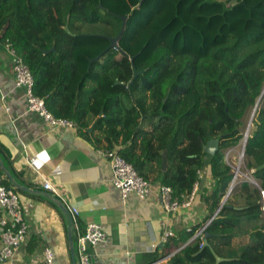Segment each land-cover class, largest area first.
<instances>
[{"label": "trees", "instance_id": "obj_1", "mask_svg": "<svg viewBox=\"0 0 264 264\" xmlns=\"http://www.w3.org/2000/svg\"><path fill=\"white\" fill-rule=\"evenodd\" d=\"M149 1L134 11L141 0H0V33L25 60L48 110L73 121L96 149L116 150L179 199L208 167L212 190L201 196L208 217L170 238L154 262L212 219L204 231L210 246L197 238L167 264H216L214 254L226 259L220 264H264V169L253 173L261 190L244 182L221 207L233 178L225 153L244 140L253 113L246 167L264 164V0H154L155 10L142 12ZM122 17L120 51L109 39ZM133 18L139 23L130 27ZM134 68L142 72L135 79ZM213 139L220 148L210 156ZM0 154L13 172L1 147ZM3 184L19 191L6 178Z\"/></svg>", "mask_w": 264, "mask_h": 264}, {"label": "crops", "instance_id": "obj_2", "mask_svg": "<svg viewBox=\"0 0 264 264\" xmlns=\"http://www.w3.org/2000/svg\"><path fill=\"white\" fill-rule=\"evenodd\" d=\"M0 147L8 155L17 183L35 191L17 192L29 237L13 260L0 257V264H41L46 248L54 251L55 264H76L70 248L68 217L43 192L56 197L67 209L70 205L79 208L81 232L92 222L103 225L108 239L90 249L94 264H167L173 255L192 244L194 237L154 262L157 253L165 250L163 234L171 231L178 240L181 233L208 217L201 197L212 190L208 167L202 172L199 191L189 209L165 211L161 185L154 182L148 198L131 194L123 202L112 183L110 162L100 150L83 138L77 128L52 129L38 114L29 111L27 95L24 89L16 87L10 55L2 46ZM45 181L53 190L44 189ZM74 248L76 251V234ZM1 249L0 240V252Z\"/></svg>", "mask_w": 264, "mask_h": 264}, {"label": "built area", "instance_id": "obj_3", "mask_svg": "<svg viewBox=\"0 0 264 264\" xmlns=\"http://www.w3.org/2000/svg\"><path fill=\"white\" fill-rule=\"evenodd\" d=\"M0 46L4 47L10 55L15 75V85L17 88L24 89L27 95L29 111L38 114L49 126H51L52 129L59 127L76 128V124L73 121L56 118L48 110L45 100L35 94V78L31 70L25 63L23 57L18 53L14 44L10 40L2 41L1 33ZM233 150L234 149L227 150L225 157L226 162L233 170V178L229 186L231 189H234L240 183L239 181H241L240 179L243 176L247 179L250 178L241 171L239 165H234L230 162L229 154ZM100 153H102L110 162L113 171L112 183L114 187L120 191L123 202H125L131 194H136L140 199H146L149 197L153 186L152 181L141 177L135 170L134 166L128 163L116 150H100ZM243 153H245L244 149ZM2 173L3 172L0 171V240L2 243L0 257L9 261L13 260L21 247L27 243L29 227L23 216L22 205L18 194L3 184V180L6 177ZM202 179L203 174L199 171L198 180L195 183L192 192L189 195L182 196L180 199L174 197L171 187L161 186V198L165 211L168 213H177L182 209L191 208L196 199ZM242 182L243 181H241V183ZM248 182L254 183L255 181L249 179ZM44 189L53 190L49 181H45ZM77 198L79 199V196H77ZM68 211L72 218L73 233L77 235L76 264H94L90 249L107 241L108 234L103 225L94 222L89 223L84 232H81L78 223V219L81 216L79 208L75 205H70ZM211 221L212 219L195 233L193 236L194 241L197 238H204V231ZM190 231L191 228L188 229V232ZM173 236V232H165L162 236V243L166 244ZM203 246L204 243H201L200 247ZM152 247H156V245L153 244ZM41 264H55V254L51 248H46L44 250Z\"/></svg>", "mask_w": 264, "mask_h": 264}, {"label": "water", "instance_id": "obj_4", "mask_svg": "<svg viewBox=\"0 0 264 264\" xmlns=\"http://www.w3.org/2000/svg\"><path fill=\"white\" fill-rule=\"evenodd\" d=\"M144 1L145 0H141L140 4L134 8V11L140 9V7L142 6ZM122 21L123 22H122V26H121L119 34L115 38L109 39L110 40L109 48L117 49V50H120V51H121V48H120L119 44H120V41H121L125 31H126L128 17H122ZM66 30L69 31L68 27H66ZM51 50L52 51H56L55 45L53 46V48ZM134 58L135 57H131V61L132 62H134ZM91 63H92V61H90V64ZM140 73H142V72H138L134 68L133 78L135 79ZM132 82H133V80L131 81V84H132ZM257 107H258V104L256 105L255 110L257 109ZM253 118H254V113H253V115H252V117H251V119L249 121L247 130H246V133H245V137H244V140H245L244 141V151H245V148H246V145H247V140H248L249 132H250L251 125H252V122H253ZM95 124H96V122L88 129L89 132L93 131V128H94ZM219 148H220V140L213 139V140L209 141L208 144L206 145L205 152L208 155H210V156H214L216 154V152L219 150ZM167 166H168V158H167L166 153H164V155H163V170H166ZM0 168H1V171L3 172V174L5 175L6 179L8 181H10V183L13 185V187L15 189L26 191V192H35V191H31L30 189H28V188H26L24 186H21L20 184L17 183V181L15 180L13 175L11 174V171L9 170V168H7L6 165L4 164V162H3L2 158H1V154H0ZM263 169H264V164L259 166V167H257V169H255L253 171V173H256V172L261 171ZM254 184L256 185V187H258L261 190V187H260V185L258 183L254 182ZM232 191H233V189H231L229 187V190H228L225 198L223 199V201L221 203V207L225 204V202L231 196ZM262 193L264 194V191H262ZM43 195H45L47 198H49L50 200L55 202L57 204V206L61 209V211L63 213H65L67 215V217H68L69 224H70V228H69L70 248H71L72 256H73V258L75 260L76 251H75V248H74L73 223H72V218L70 216V213H69L67 207L61 201H59L56 197L52 196L51 194H49L47 192H43ZM263 200H264V195H263ZM236 209L237 210H242V208H239V207H236ZM203 241H204V246H207V247L210 246L209 243H208V236L207 235L204 236ZM214 255H215V258H216V264H220L221 262L226 260L225 258H222V257L218 256L217 254H214Z\"/></svg>", "mask_w": 264, "mask_h": 264}, {"label": "rangeland", "instance_id": "obj_5", "mask_svg": "<svg viewBox=\"0 0 264 264\" xmlns=\"http://www.w3.org/2000/svg\"><path fill=\"white\" fill-rule=\"evenodd\" d=\"M224 1H227L229 2L230 0H224ZM233 1H241V0H233ZM248 2H260L262 0H247ZM155 3H154V0H151L147 3V5L145 7H143L141 10L142 12L145 11L147 12L148 10L152 9V10H155ZM264 11V4L261 6V11L260 12H263ZM135 18L132 19V23L130 25V27H135L137 23L139 22H135L134 20ZM261 22V18H260V14H257L256 15V18H255V23L257 25H259ZM156 26H159V25H153L151 27V31H155L156 30ZM149 34V33H147ZM147 36H144V38H142V40L140 41V44H134V48H133V52H136L141 46H142V41L146 38ZM130 50L131 47H130ZM260 104H262V102H260ZM259 105V104H258ZM251 130V129H250ZM250 133V132H249ZM244 141L243 140L237 147L233 148L234 150L229 154V157H230V162L234 165H239L240 168H241V171L246 174L248 177H250L249 179H252L253 181H255L256 183H258V181L253 177V171H249L246 167L247 165V159H246V156H245V153H243V149H244ZM227 153V151H226ZM225 153V154H226ZM249 179H247L246 177H242L240 180L243 181L242 183L244 182H248ZM241 181H239L240 183L233 189L231 195H233V193H238L239 191L237 189H239V186L242 184ZM249 183V182H248ZM251 187L252 188H256V185L254 183H250Z\"/></svg>", "mask_w": 264, "mask_h": 264}, {"label": "bare ground", "instance_id": "obj_6", "mask_svg": "<svg viewBox=\"0 0 264 264\" xmlns=\"http://www.w3.org/2000/svg\"><path fill=\"white\" fill-rule=\"evenodd\" d=\"M264 201V200H263Z\"/></svg>", "mask_w": 264, "mask_h": 264}]
</instances>
